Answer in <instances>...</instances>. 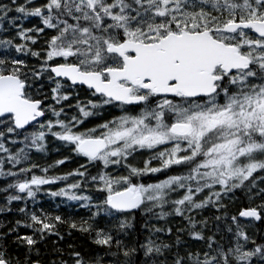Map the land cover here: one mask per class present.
<instances>
[{
    "label": "snow or ice",
    "instance_id": "1",
    "mask_svg": "<svg viewBox=\"0 0 264 264\" xmlns=\"http://www.w3.org/2000/svg\"><path fill=\"white\" fill-rule=\"evenodd\" d=\"M0 33V214L25 204L0 264H42L61 226L95 247L51 264H264V0H8ZM49 137L71 155L42 167ZM61 182L87 218L29 211Z\"/></svg>",
    "mask_w": 264,
    "mask_h": 264
},
{
    "label": "trees",
    "instance_id": "2",
    "mask_svg": "<svg viewBox=\"0 0 264 264\" xmlns=\"http://www.w3.org/2000/svg\"><path fill=\"white\" fill-rule=\"evenodd\" d=\"M8 0H0V3H7ZM13 15V14H10ZM8 33H0V37H3L4 35H7ZM59 148L60 145H59ZM54 150V149H53ZM60 149H56V154L59 153ZM62 151V150H61ZM47 158V157H46ZM34 162L40 164L42 167H47L50 164H53V160L50 162H40V160L34 159ZM73 170L71 167H68L65 163L64 165H60L56 168H50L48 175H63L64 173ZM95 171V170H93ZM40 172L37 171V174ZM42 174V173H41ZM145 180H149V177H145ZM12 178H5L0 177V188H4L7 186V183L10 182ZM55 185H45L42 187L41 191L37 193L35 201L28 200L27 201V207L29 211H36L37 213L40 212L42 209L44 212L51 214V215H62L66 219H76L79 220L81 217L87 218L88 212L87 209L81 208L80 203L79 204H71L66 203L61 197H51L48 195L49 191H56L54 189ZM4 193L0 192V206H2L5 203L4 200ZM93 195H95L93 191ZM24 202H14L12 205L14 211L12 213H4L0 214V222H3L7 224L9 221H13L17 218H22L21 214L15 211V208L17 207H24ZM169 220L171 223H169L167 226L172 227L173 229L180 226V220L176 217H170ZM143 223H144V217L141 214H137L136 220L134 221V234L139 233L143 231ZM149 224H155L156 226H165V221H159L155 218H151L148 220ZM264 227L262 225H257V228ZM21 232H30V230L27 229H21ZM61 232L64 235V240H59L56 237H49L48 240L45 242L37 245V247L40 249V256L37 257L33 255V259H39L41 260L42 264H51L52 260H58L59 254L54 253L52 251L53 247H62L64 249V259H69L67 253L73 250L80 251L83 255H86L88 251L95 246L91 244L90 238L85 235L81 234L79 232H73L71 236L67 235L68 229L66 226H61ZM175 235V233H174ZM143 238V237H141ZM185 239H188L187 236H185ZM71 243L75 247L74 249H69L68 244ZM195 243V242H192Z\"/></svg>",
    "mask_w": 264,
    "mask_h": 264
},
{
    "label": "rangeland",
    "instance_id": "3",
    "mask_svg": "<svg viewBox=\"0 0 264 264\" xmlns=\"http://www.w3.org/2000/svg\"><path fill=\"white\" fill-rule=\"evenodd\" d=\"M62 186L61 187H64L65 186V182H61Z\"/></svg>",
    "mask_w": 264,
    "mask_h": 264
},
{
    "label": "flooded vegetation",
    "instance_id": "4",
    "mask_svg": "<svg viewBox=\"0 0 264 264\" xmlns=\"http://www.w3.org/2000/svg\"><path fill=\"white\" fill-rule=\"evenodd\" d=\"M36 21H34V23H35Z\"/></svg>",
    "mask_w": 264,
    "mask_h": 264
}]
</instances>
